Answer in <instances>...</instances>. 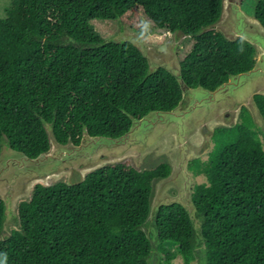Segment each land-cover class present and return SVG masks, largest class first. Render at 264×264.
Instances as JSON below:
<instances>
[{
	"label": "trees",
	"instance_id": "obj_1",
	"mask_svg": "<svg viewBox=\"0 0 264 264\" xmlns=\"http://www.w3.org/2000/svg\"><path fill=\"white\" fill-rule=\"evenodd\" d=\"M221 10L222 0H11L0 18V150L8 139L30 156L49 149L44 120L60 141L78 143L85 126L117 136L132 116L179 103L178 78L165 67L149 73L140 49L106 42L96 19L145 35L183 30L179 55L191 85L214 89L230 73L252 68L257 52L248 40L201 31ZM254 14L264 24V0ZM256 100L264 115V95ZM213 139L208 157L190 162L201 233L177 202L162 204L150 221L153 179L170 165L139 170L128 160L78 184L37 183L20 204V227L0 239V264H150L167 242L186 264H264V133L244 107L239 123L217 128ZM3 216L0 197V231Z\"/></svg>",
	"mask_w": 264,
	"mask_h": 264
},
{
	"label": "water",
	"instance_id": "obj_2",
	"mask_svg": "<svg viewBox=\"0 0 264 264\" xmlns=\"http://www.w3.org/2000/svg\"><path fill=\"white\" fill-rule=\"evenodd\" d=\"M242 2L222 0L219 18L201 31L216 29L229 40L242 37L255 47L257 59L252 68L230 73L229 78L214 89L201 83L188 84L182 75L181 60L175 48L166 52L168 56H165L154 49L153 44L143 40L137 30L119 21V31L105 38V41L132 42L147 58L149 73L159 67L172 72L182 88L179 103L171 109H151L142 117L132 116L130 128L117 136L91 134L85 126L78 143L71 137L66 142L60 141L53 122L44 120L50 148L37 156H30L24 150L13 147L9 139L3 140L0 150V192L6 195H0L4 201L0 236L8 230L7 222L11 215L8 200L11 195L30 200L38 182L50 185L68 176L66 183L78 184L98 168L122 163L131 157L139 159L146 153L152 154L150 163L153 164L158 156L156 150L163 144L172 146L173 160L168 174L153 179L148 218L154 219L162 204L177 202L190 215L197 233H201L203 216L197 214L198 207L194 201L193 181L189 172L191 159L200 157L210 149L217 128L236 126L244 107L264 133V115L256 100L257 94L264 95V24L255 14L245 11ZM170 35L176 40L187 37V33L181 29L170 30ZM172 60L177 63L172 65ZM143 158L135 162L138 164ZM136 168L141 170L139 165ZM16 187L20 189L19 192ZM21 202L16 207L19 221Z\"/></svg>",
	"mask_w": 264,
	"mask_h": 264
},
{
	"label": "rangeland",
	"instance_id": "obj_3",
	"mask_svg": "<svg viewBox=\"0 0 264 264\" xmlns=\"http://www.w3.org/2000/svg\"><path fill=\"white\" fill-rule=\"evenodd\" d=\"M256 2H257V0H243L242 7L246 12L253 15L255 12ZM10 4H11V0H0V18L7 17V8L10 6ZM92 25H93L94 29L96 30V32L104 38H109L110 36L116 34L119 31V23L114 19H96V20L92 21ZM137 33H138V35H140V37L143 38V40H145L146 42H148L150 44H153L154 49H158V51L160 53H163V55H165V56H168L166 52H168L169 50L172 51L173 48H175V50H177V54H178L179 59H180L179 48H181L183 46L186 38L181 39V40H176V38L174 36L171 37L170 30L165 32V33L149 32L146 35L140 33L139 31H137ZM169 35H170V37H169ZM163 55H160L159 57H162ZM175 62H176L175 60L174 61L172 60V62H171L172 65ZM214 145H215L214 139L212 138L210 149L206 153H203L200 157L192 158L191 161L193 159H197V158L206 159L208 157L209 152L214 147ZM172 150H173L172 146H169L167 144H163L159 149L156 150V152L158 153V156L156 157L153 164L150 163L151 162L150 156L152 155L150 153L149 154L146 153V154L142 155L139 159H141L143 157L144 158L138 164L135 162V160L139 161V159H134L132 157L128 158L124 162L129 160L134 167L135 166L137 167L139 165L141 167V169L155 167L158 164H160L161 162H167L168 164L170 163V166H171V161L173 160V158H172V152L173 151ZM189 172H190V175H191V178L193 181L192 189H193V193H194V183H195L196 179L193 178V172L191 171L190 163H189ZM67 178H68V176H65L63 178L64 179L63 181L67 180ZM40 183H43V182H40ZM15 189L17 192H19V190H20L18 187H16ZM0 195H6V194H2L0 192ZM23 199H25V197L20 198L16 194L11 195V197L9 198V200H8V202H9V213L11 215L9 216V219L7 222L8 230L6 229L5 232H3V234L0 236V239L7 237V235L10 234V232L13 231L14 228L20 227V221L17 217L16 207L19 206V203L21 201H23ZM148 226L150 229L151 228L150 225H148ZM162 250L164 252H161L159 250H155V252H153V255L150 258V264H186L183 257L179 254V250H178L177 246H175L174 244L167 242V243H165V245L163 244ZM166 251H171V252L175 253L176 255L174 257H172L171 259H168L167 255H166ZM201 261H202V259L198 258L192 264H202Z\"/></svg>",
	"mask_w": 264,
	"mask_h": 264
}]
</instances>
